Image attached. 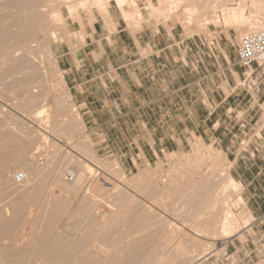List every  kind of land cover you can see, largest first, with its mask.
<instances>
[{
    "label": "rangeland",
    "instance_id": "1",
    "mask_svg": "<svg viewBox=\"0 0 264 264\" xmlns=\"http://www.w3.org/2000/svg\"><path fill=\"white\" fill-rule=\"evenodd\" d=\"M9 1L0 0V27L12 34L0 51V264H195L221 253L235 237L256 246L254 237L261 240L264 231L258 218L264 183L263 194H248L254 183L248 189L231 161L236 153L254 154L260 134L251 117L245 132H233V155L198 140L184 152L127 170L87 135L55 48L77 36L69 18L94 10L107 16L112 5L128 23L176 27L215 54L222 43L236 54L244 33L260 27L264 7L260 23L249 22L258 0ZM234 11L236 19L229 17ZM20 19L28 20H21L28 30ZM35 151L46 156L44 165L36 163ZM18 171L31 179L16 182ZM231 177L240 183L236 191L225 189ZM229 208L241 230L223 229Z\"/></svg>",
    "mask_w": 264,
    "mask_h": 264
},
{
    "label": "crops",
    "instance_id": "2",
    "mask_svg": "<svg viewBox=\"0 0 264 264\" xmlns=\"http://www.w3.org/2000/svg\"><path fill=\"white\" fill-rule=\"evenodd\" d=\"M69 23L77 36L56 46L55 54L98 147L127 170L184 152L198 140L229 154L236 146L233 132H245L249 116L260 134L254 154L236 153L231 161L248 189L254 183L248 194H263L264 63L243 66L238 51L226 44L215 54L208 43L185 38L176 27L152 28L145 19L128 23L118 6L110 5L107 16L81 12ZM252 162L253 171L247 167ZM258 218L263 225L264 212ZM259 233L262 239L257 234L253 242L260 245L235 237L221 253L197 263L264 264V231Z\"/></svg>",
    "mask_w": 264,
    "mask_h": 264
},
{
    "label": "built area",
    "instance_id": "3",
    "mask_svg": "<svg viewBox=\"0 0 264 264\" xmlns=\"http://www.w3.org/2000/svg\"><path fill=\"white\" fill-rule=\"evenodd\" d=\"M238 62L243 66L264 63V13L258 30H248L241 38L238 47ZM35 161L38 165H44L46 156L41 151H35ZM14 179L18 183L28 182L31 178L25 171H18L14 174ZM68 181H74L75 175L68 174Z\"/></svg>",
    "mask_w": 264,
    "mask_h": 264
},
{
    "label": "bare ground",
    "instance_id": "4",
    "mask_svg": "<svg viewBox=\"0 0 264 264\" xmlns=\"http://www.w3.org/2000/svg\"><path fill=\"white\" fill-rule=\"evenodd\" d=\"M5 1V0H4ZM11 1V0H10ZM9 1V3H10V6H11V4H12V1L10 2ZM32 1V0H31ZM39 1V0H38ZM48 1V0H47ZM74 1V0H73ZM95 1H97L98 3H100V2H102L103 0H95ZM117 1H119V2H123V0H117ZM189 1V0H188ZM199 1V0H198ZM28 2V1H27ZM46 2V1H45ZM217 2V1H216ZM2 3V2H1ZM8 3V2H7ZM33 3V2H32ZM48 3H50V2H48ZM191 2L189 1V4H190ZM194 3V2H193ZM196 3H198V2H195L194 4L195 5H193L192 4V6L193 7H195V8H197L196 7ZM202 3V2H201ZM201 3H199V6H200V4ZM212 3V2H211ZM16 4V0H15V2H14V5ZM122 4V3H121ZM169 4H171V3H169ZM256 4V3H255ZM14 5H12V6H14ZM30 5V4H29ZM39 5H41L42 6V4H39ZM38 5V6H39ZM216 5V4H215ZM9 6V7H10ZM17 6V5H16ZM20 6V5H19ZM36 6V5H35ZM170 6H172V4L170 5ZM191 6V7H192ZM213 6V5H212ZM255 6H257V8L255 9V12H254V14L252 15V17H251V19L249 20V22H250V24L252 25V27H253V25H258V23H260L259 22V12H261L260 11V9L262 8V7H264V0H258V3H257V5H255ZM37 7V6H36ZM77 7V6H76ZM175 7V6H174ZM192 7V8H193ZM6 8V7H5ZM27 8V7H26ZM25 8V9H26ZM172 9H173V7H171ZM35 9V8H34ZM51 9V8H50ZM53 9V8H52ZM158 9V8H157ZM164 9V8H163ZM191 9V8H190ZM223 9V8H222ZM263 9V8H262ZM168 10H171V9H168ZM20 11V10H19ZM24 11V10H23ZM31 11H33V10H31ZM38 11V10H37ZM161 11H163L164 12V10H161ZM213 11V10H212ZM232 11V10H231ZM24 13V12H23ZM34 13V12H33ZM21 14V13H20ZM22 15V14H21ZM38 15V14H37ZM230 14H228V16H229ZM243 15V14H242ZM29 16V15H28ZM263 16V15H262ZM230 18H232V19H236V18H238V15H237V13L234 11V12H232L231 13V16H229ZM229 18V19H230ZM239 18H240V16H239ZM41 19V18H40ZM232 19H230V20H232ZM21 20H27V19H20V22H21ZM28 21V20H27ZM234 21V20H233ZM237 21V20H236ZM23 22V21H22ZM21 22V28H26V23L24 22V23H22ZM17 23V22H16ZM30 23V22H29ZM247 23H248V21H247ZM14 24V23H13ZM18 25H19V22H18ZM17 26V25H16ZM19 27V26H18ZM259 27V26H258ZM29 28V27H28ZM255 28V27H254ZM12 29V28H11ZM27 29V28H26ZM259 29V28H258ZM22 30V29H21ZM28 30V29H27ZM253 30V29H252ZM256 30V29H255ZM25 31V30H24ZM15 36V35H14ZM12 37V34H11V32H10V28H8V26L7 27H0V51H1V49L2 48H5V46H6V44L5 43H7V41H10L9 39ZM4 44H5V46H4ZM2 46H4V47H2ZM4 50V49H3ZM5 51V50H4ZM7 54V53H6ZM9 54V53H8ZM12 63V62H11ZM10 71V70H9ZM4 125H9V123H6V124H4ZM199 145V144H198ZM200 148V147H199ZM198 148V149H199ZM27 173L29 174V172L27 171ZM31 175V174H30ZM75 175V174H74ZM230 180H229V182H228V184L225 186V189H227L228 187H234L235 188V190L234 191H236V189L237 188H239V186H240V183H239V181H236V179L234 178V177H231V178H229ZM205 199V198H204ZM209 199V198H208ZM242 199V198H241ZM206 200V199H205ZM211 202V201H210ZM204 203V202H203ZM206 203V202H205ZM202 204V203H201ZM208 207V206H207ZM202 209V208H201ZM237 217V216H236ZM235 217V213L229 208V209H225V211H224V214L222 215V221H223V229H226V230H232L234 227L235 228H237V224H238V221H237V218ZM242 224V223H241ZM245 224V223H244ZM240 226H238V228H239ZM242 227H245V226H242ZM247 228H248V226H247ZM240 230H241V228H239ZM239 230L237 229V231L236 232H238ZM224 232H227V231H224ZM232 232V231H231ZM230 231H229V233L228 234H230L231 233ZM233 233V232H232ZM235 233V232H234ZM224 234H226V233H224ZM227 236V235H226ZM228 236H231V235H228ZM83 240V239H82ZM111 241V240H110ZM92 242V241H91ZM84 243V242H83ZM93 244V243H92ZM63 245V244H62ZM80 245H81V243H80ZM79 245V246H80ZM84 245V244H83ZM101 245V244H100ZM86 246V245H85ZM96 246V245H95ZM99 245H97L96 247H98ZM64 247V246H63ZM80 248H82V247H80ZM76 249H77V247H76ZM84 249V248H83ZM56 250H58V249H56ZM56 250H54V252L56 251ZM90 250V249H89ZM60 251H62V250H60ZM59 251V252H60ZM64 251V250H63ZM67 251V250H66ZM74 251V250H73ZM72 252V251H71ZM93 252V251H92ZM58 253V252H57ZM66 253V252H65ZM73 253V252H72ZM81 253V252H80ZM91 253V252H90ZM39 254V253H38ZM48 254H49V252H48ZM52 254H56V253H52ZM76 254V253H75ZM92 254V253H91ZM208 254V253H207ZM207 254H205V255H207ZM40 255V254H39ZM60 255V254H59ZM70 255V254H69ZM53 256V255H52ZM61 257L63 256L62 254L60 255ZM109 256V255H108ZM204 256V255H203ZM64 257V256H63ZM104 257V256H103ZM102 257V258H103ZM111 257V256H110ZM47 258V257H46ZM51 258V257H50ZM60 258V257H59ZM58 258V259H59ZM68 258V257H67ZM201 258V257H200ZM49 259V258H48ZM57 259V258H56ZM55 259V260H56ZM64 259V258H63ZM81 259V258H80ZM84 259V258H83ZM52 260H53V258H52ZM54 260V261H55ZM61 260V259H60ZM86 260V259H85ZM98 260V259H97ZM42 261V260H41ZM51 261V260H50ZM57 261V260H56ZM69 261V260H68ZM84 261V260H83ZM45 262V261H44ZM87 262V261H86ZM89 262H91V261H89ZM88 262V263H89ZM196 262V261H195ZM49 263V262H48ZM61 263V262H60ZM60 263H58V264H60ZM81 263V262H80ZM85 263V262H84ZM197 263V262H196ZM195 263V264H196ZM57 264V263H56ZM64 264V263H63ZM77 264V263H76Z\"/></svg>",
    "mask_w": 264,
    "mask_h": 264
}]
</instances>
